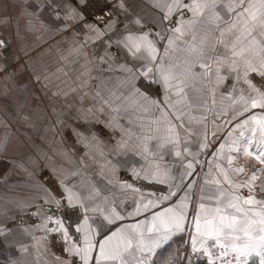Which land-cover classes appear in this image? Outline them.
Instances as JSON below:
<instances>
[{"label":"crops","instance_id":"crops-1","mask_svg":"<svg viewBox=\"0 0 264 264\" xmlns=\"http://www.w3.org/2000/svg\"><path fill=\"white\" fill-rule=\"evenodd\" d=\"M90 1L86 0V3H80L81 5H72L66 0H0V41L3 42L0 45V61L4 59L3 57H5L4 61L15 56L19 57L17 49L10 50L6 43H10L12 47L13 43L19 42L23 44L44 42V62L49 63L51 58L48 57V54L52 53L51 48L66 47L69 42L74 45V50L65 49L73 52L74 64L66 67L59 60L58 81L65 84V77L75 74L76 76L70 84L81 83V80H91L92 82L88 86L92 90L128 89L129 87L131 91H135L133 85L140 90L137 84L140 80L135 79L133 73L139 74L146 61L132 56L129 51L131 44L125 38L129 34L140 36L148 33V38L155 42L159 59L164 56L168 37L173 36L174 46L169 49L164 60L166 66L168 64L178 65L172 71L177 74L178 80L183 81V83L172 81L175 88L170 90V101L175 107L174 109L169 108L161 96L155 98L159 101V106L152 105L144 100L138 92H135V98H116L112 94L111 98L92 100L91 105L108 106L107 110L112 113L105 119L111 117L112 120L120 122L122 128L119 135L121 137L114 138L112 144L107 145L106 149L99 150L97 141H94L96 138L94 133H97L96 131L104 132L105 129L111 130L107 125L98 128L95 124L98 121H96L94 124L97 127L88 126L89 128L84 131L81 124L83 121L92 125V122L98 118L92 114L85 115L86 113L82 112L81 101L79 104L77 101L74 102L79 108L78 112L75 109L74 114H71V120L77 118L75 128L67 129L68 119L65 111L62 112L63 114L57 115L54 108L57 104H68V101H65L67 92L62 84L54 89V91H59L58 98L41 99L34 93L29 98L11 100V106L17 108H13L10 115H6L7 112H4L0 101V156L6 153L13 159V167H11L9 175L7 172L5 173L8 177L0 179V194L4 190L8 192V196L0 199V229L3 230V234H0V264H13V262L14 264H67L68 261H71L72 264H80L77 257L69 256L64 252L62 234L49 231L56 227L54 220L57 218L54 214L48 213L46 207L55 205L48 202L49 198L51 196L57 199V194H59L58 197L60 194L67 197L65 188L71 189L74 194L80 197L84 207L79 204L77 206L83 211L84 208L88 209L87 215L93 218L89 220V224L95 227L97 222L102 223L103 230L97 229V241H102L121 225L140 222H146L143 225L146 237L155 236V232L149 234L146 231L148 227L152 226V216L167 207H173L175 212L183 211L185 215L184 231L174 235L166 245L157 249L156 253L151 256L150 264H153L156 257H160L164 249L170 246L169 243L180 234L187 235V241L191 247V235L194 234L195 229L193 221L189 226V219H193L200 212L201 203L209 208L215 207V201L201 200L202 189L211 190L216 187L212 183L205 184L206 178L209 182L216 178L215 164L217 163L216 160L214 164H211V161L206 157L210 153H215L221 144H225L227 147L229 142L239 137L242 131H245L246 135L248 134L246 129L236 126L248 119L249 115L243 118L239 117V120L229 124L227 118L219 116V119L217 116L211 115L209 109L203 110L201 107L211 105L209 101H212V96L219 100V103L215 100L212 101L213 105L220 104L222 101L224 104V101H227L228 90L249 89L242 78L244 72L242 64L239 69L241 79L237 80L236 73H229L224 67L221 69V75L225 79L222 82H217L214 64L216 53L212 51V48L215 46L217 51H223L216 44L219 31H214L209 37L205 47L207 56L202 61L212 65L211 74L204 75L205 70L197 64L193 72L198 75L185 80L180 75L186 67L185 60L188 58L185 49L191 42L193 34L197 36L196 42L199 43L205 26L197 25L194 32L191 27L185 24L183 28L185 34L179 39L175 38L179 34L174 35L166 29L177 27L181 15L185 21L190 20L191 12H188L187 9L176 12L171 20H164L161 25L158 18H162L164 13L149 0H106L110 8H108L110 10L108 13L110 12L112 16L109 21L101 22L83 15L82 7ZM184 2L187 3L189 0H184ZM121 3L124 4V8L119 7ZM65 4L75 7L84 19L77 20L75 23L65 21L63 19L67 12ZM57 15H59V19ZM137 20L140 21L139 24L136 23ZM172 21L174 22L173 26ZM66 23L69 25L68 27H64ZM90 23L102 30L103 35L98 36L95 31L85 27ZM109 24L112 25L111 28H108ZM220 27H225L223 22ZM105 29L107 30L105 31ZM161 36L164 38L161 39ZM112 47L119 49V57L112 55ZM139 55L138 53L137 56ZM150 66L155 70V64ZM8 67L0 68V74L17 66ZM39 73L37 71L35 74ZM141 78L144 77L141 76ZM15 83L19 89L20 82L16 81ZM34 87L39 88L40 85L38 83L20 85V88L35 89ZM180 87L184 88V93H187L186 97L183 93L176 94ZM48 88L51 87L48 86ZM69 89H81V87L70 85ZM241 92L236 95V98H240ZM61 93L64 96L61 97ZM146 95L152 98L148 94ZM20 105L24 106L19 109ZM43 106L50 107L51 112L48 113L47 110L39 108ZM26 107L27 115L31 111L33 112L30 114V118L20 121V110L24 112ZM170 109L176 113H182L181 120H176L175 115L169 114ZM164 113L169 114L167 118L164 117ZM15 114L18 116L16 121L12 119ZM96 115L98 116V114ZM213 120L220 121V123L223 120L222 129L219 128L220 132L212 131L210 124ZM57 121L58 126L55 125ZM196 121H199L197 124H202L204 129L202 137L195 134ZM78 122H80L79 126ZM169 122L175 125L171 132H169ZM187 122L190 124H186ZM228 127L230 128L229 132H227ZM229 133L232 134L231 137H229ZM84 138L87 139L85 143ZM212 139L213 141L217 139L215 145H212ZM204 143H207V147L201 148L200 145ZM158 144H162L163 147H158ZM145 145L148 147L147 153L144 151ZM83 147L90 148L86 152L85 158L82 154ZM72 149H74L76 159L78 153V159L83 162V165L77 167L75 162V170L72 174L66 177L61 175V184L57 182L62 191L60 189L54 191L51 189L50 183L39 179L40 176L36 174V171L40 168L51 169L49 162L45 165L48 155L67 153ZM177 152L180 155H177ZM232 155H236V153H232ZM189 162L193 163L194 171L191 176H184V173L188 171L186 166ZM220 162L222 166H227L223 159ZM236 163L244 165L240 159ZM209 164L213 169L211 174H209ZM182 177L185 187L179 191L173 187V191H176L175 196L159 203L156 207L144 210V204L149 200L157 201L161 194L168 192L169 184L174 186ZM140 178L143 180L142 183L138 182ZM158 181H163V183ZM125 184L131 185V187H124ZM189 184L191 188L187 187ZM185 193L189 197L184 202L186 207L183 210L176 208L175 205L179 203V197L184 196ZM204 194L207 195L208 192ZM137 207L141 208L140 213L129 216L128 214L133 213ZM31 208L32 210H29ZM113 208L123 219L109 224L104 216L109 215ZM24 210L30 213H19ZM83 214L76 213L80 216L79 220L83 219ZM171 215L169 214L166 218L168 223H171ZM47 216H52L53 222H49L45 226L44 221ZM157 226H160L159 221H157ZM69 232L70 235L78 237V234H75V226L73 232ZM96 254L94 252L93 256L95 257ZM255 258L258 259V257ZM92 264H95L94 260Z\"/></svg>","mask_w":264,"mask_h":264},{"label":"snow or ice","instance_id":"snow-or-ice-1","mask_svg":"<svg viewBox=\"0 0 264 264\" xmlns=\"http://www.w3.org/2000/svg\"><path fill=\"white\" fill-rule=\"evenodd\" d=\"M149 2L155 4L164 13L162 18H158L161 25L164 20H171L176 12H182L184 9L191 12L190 20L185 21L181 15L177 27L166 29L174 35L179 34L175 37L176 39L184 36L185 24L191 27L194 32L197 25L205 26L199 43L196 42L197 36L193 34L191 42L185 49L188 58L185 60L186 67L180 74L185 80L198 75L193 72L197 64L205 70L204 75L211 74L212 65L202 61L207 56L205 47L209 37L214 31H219L216 44L223 51H217L215 46L212 48V51L216 53L214 64L217 82H222L225 79L221 75V69L224 67L229 73H236L237 80L241 79L239 69L242 64L244 66L242 78L250 89L248 97L243 94L240 96L244 105L243 111L248 112L256 108L264 110V91L257 88L249 79L250 73H255L264 80V0H189L187 3L184 0H149ZM80 3L85 4L86 0H80ZM64 7L67 9L63 17L65 21L75 23L77 20L84 19L83 15L71 4H65ZM119 7L124 8V4L121 3ZM57 18L59 19V15ZM96 20L103 22L104 17L97 16ZM221 22L225 27H220ZM136 23L139 24L140 21L137 20ZM68 26L67 23L64 25V27ZM111 26L109 24L108 28ZM85 27L95 31L98 36L103 35V31L98 29L95 24H86ZM163 38L161 36V39ZM125 39L131 44L129 51L132 56L146 61L139 74L133 73L134 78L138 80L143 76L150 83L161 85L164 90V103L169 108H174L175 106L170 101V90L175 88L172 81L176 80L177 83H183V81L178 80L177 74L172 71L178 65L168 64L166 66L164 60L169 49L174 46L173 36L168 37L164 56L159 59L155 42L148 38V33L140 36L129 34ZM2 43L0 41V45ZM138 53L139 56H137ZM207 58L212 59L211 57ZM152 64H155V70L150 66ZM133 88L144 100L159 106L158 100L149 98L135 85ZM181 93L185 97L187 96L183 87H180L176 92L177 95ZM167 115L164 113L165 118ZM173 115L176 120L182 118V113L174 112ZM169 125V132H171L175 125H172L171 122ZM236 127L245 128L248 134L246 135L245 131H242L240 136L232 139L227 147L225 144L220 145L214 154V159L217 160L215 164L216 178L210 182L207 178L205 179V184L212 183L216 187L211 190H201V200H213L215 207L209 208L201 203L200 212L193 218L195 232L191 235L192 251L198 252L202 249L208 257V264H217L218 261L219 264H248V259L253 255L258 257V264H264V176H262L264 174V111L251 115ZM231 135L229 133V137ZM158 147H163V145L158 144ZM200 147L206 148L207 143L201 144ZM144 151L148 152L147 145L144 146ZM232 153H236V155H232ZM177 155L180 153L177 152ZM241 156L253 157L261 167L254 171L246 170L242 165L236 163ZM221 159L226 162V167L222 166ZM186 167L188 171L184 173V176H191L194 171L193 163L189 162ZM212 171V165L209 164V174ZM258 180H262L260 185L256 183ZM158 182L163 183V181ZM123 186L131 187L128 184ZM173 187L177 191L185 187L183 177L174 186L169 184L168 192L161 194L157 201L149 200L144 204V210L156 207L159 203L175 196L176 191H173ZM187 187L191 188V185L189 184ZM257 188H259V198ZM241 189L247 190L246 196L242 194ZM65 192H67L66 199L69 209H74L77 204L84 207L80 197L74 194L71 189L65 188ZM205 192L208 194L205 195ZM188 199L189 197L185 193L184 196L179 197V203L175 207L183 210L186 207L184 202ZM48 202L54 203L58 210H62L61 202L55 197L50 196ZM140 211L141 208L137 207L133 213L128 215H137ZM87 212L88 209L84 208L83 219L75 222L71 219L65 221L57 217L54 220L56 227L49 229L50 232L62 234L64 252L69 256L77 257L80 264H92L93 260L95 264H150L151 256L156 253V250L166 245L174 235L183 232L185 227L183 211L177 213L173 207H167L152 216V226L146 230L149 234L155 232V236L146 237L143 228L146 222H140L121 225L111 235L106 236L102 241H97V229L102 231L103 225L99 222L95 227L89 224V220L93 218L89 217ZM169 214H172L171 223H168L166 219ZM104 219L109 224H113L123 217L113 208L109 215L104 216ZM157 221H159V227ZM49 222H53L52 216L46 217L45 226ZM73 223H75V234H78V237L70 235L69 229ZM0 234H3L2 229H0ZM217 248L219 251L214 252ZM94 252L97 253L95 257L93 256ZM67 264H72V262L68 261ZM168 264H171V261Z\"/></svg>","mask_w":264,"mask_h":264},{"label":"rangeland","instance_id":"rangeland-1","mask_svg":"<svg viewBox=\"0 0 264 264\" xmlns=\"http://www.w3.org/2000/svg\"><path fill=\"white\" fill-rule=\"evenodd\" d=\"M67 2L71 3L72 5H77V3H73L70 0H66ZM80 4V2L78 3ZM107 1L106 0H91L90 2H88L85 6L82 7V13L86 18H95L96 16H103L104 20L103 22H107L109 21V19L111 18L112 14L108 11H110L108 5H107ZM81 5V4H80ZM109 8V9H108ZM173 22V21H172ZM174 25V22L172 24V26ZM8 48L10 47V50L12 48H16L18 53H19V57L15 56L12 57L10 59H8V61H4L5 57H3L4 59H1L0 61V68H6L7 66H9L8 68H11L12 66H17L14 68L9 69L8 72L4 73V74H0V101L2 102V106L4 112H7L6 115H10V112L13 108H17V107H12L11 106V100L14 99H23V98H29V96L33 95L35 93L36 96H39L41 99L42 98H51L53 99L54 97L58 98L59 95V91H54L55 88H58V86L60 84H62L64 86V88L66 89L65 91L66 93V99L65 101H68L67 105H62V104H57L54 108L56 110V114L59 115L60 113L63 114L62 112L65 111V114L67 116L68 122H67V129H74L75 128V124H76V120H71L72 116L71 114H74V110L76 109L78 112V108L79 106L76 105V103H74L75 101L78 102V104L80 103V101L83 104V111L84 113H86L85 115H89L92 114L93 116H95L96 118H98L97 120L91 123L87 124L85 121H83L81 124L83 126V130L85 131L87 128H89L88 126H95L98 128L103 126H108L109 130H106L104 132H100V131H96L97 133H94V136L96 138H94V141H97L99 150L101 149H106L108 146L112 144V141L114 140V138L116 137H121L120 135V130H122L121 123L118 121H114L112 120L111 117L106 118L105 117L109 114H111L112 112L110 110H107L106 105H102V104H97V105H91L92 100H98V99H106V98H111V95L114 94L117 97H123V98H135V91H131L128 87V89H97V90H92L89 88L88 85H90V82H92L91 80H81V83H72L70 84L71 81L74 80L75 78V74H72L70 77H65V81L66 83L63 84L62 82L58 81L59 78V67H58V63L59 60L61 61L62 65L66 66V67H70L74 64V60L72 58L73 52H69L67 49H72L74 50V45L73 44H69V42H67L66 47H59L56 46L55 48H51L52 53L48 54V57L51 58L50 62L45 63L44 62V57H43V47L44 46V42H31V43H13L12 47L10 43H6ZM47 46V45H46ZM81 48V47H78ZM35 49H38L37 51H34ZM10 50L8 51V53L10 52ZM112 55L119 57L120 56V51L117 47H112ZM37 71H39V74H35ZM82 75V74H79ZM12 78H14L16 81L20 82V85H25V84H31V83H35V84H39L40 87H34L35 89H28V88H20L19 85V89H17L16 86V81L13 80ZM249 79L252 81V83L259 88L261 91H264V80H262L257 74L255 73H251L249 75ZM103 81V79H101ZM140 81L137 83L138 87L140 88V91L143 93L148 94L149 96H151L152 98H159L160 96L163 97L164 96V90L162 88L161 85L159 84H153L150 83L148 80H146L145 78H141L139 79ZM2 84V85H1ZM71 86H77V87H81V89H69V87ZM47 86V88H45ZM48 86H50L51 88H48ZM53 88V89H52ZM54 91V94H53ZM242 91V92H241ZM241 92V95L243 94L245 97H248L250 89H232V90H228L227 91V101H223L220 102V104L217 105H213L212 101H216L219 103V100H216L213 98L212 96V101H209V103H211V105L209 106H201L202 109H209L211 115H215L217 116L219 119L220 117L223 118H227L226 120L227 123H234L237 120H239V117H245L247 115L251 116L253 114H257V113H261L264 110H261L259 108L256 109H251L248 112H244L243 111V102L240 100V98H236V95L238 93ZM163 95V96H162ZM254 95V94H253ZM64 96L63 93H61V97ZM64 102V101H63ZM42 103V102H41ZM50 103V102H48ZM240 103H242V105H240ZM24 105H20L19 109H21ZM34 108V107H33ZM40 109H45L47 110L46 112H51L50 111V107L48 106H43V107H39ZM30 109H32V106H30ZM174 109V108H173ZM61 111V112H60ZM33 111H31L29 113V115H27L28 110L26 107V111H21L20 110V121H25L27 118H30V114ZM174 111H172V109H170L169 114H173ZM242 113V114H241ZM98 114V116L96 115ZM168 114V115H169ZM5 115V117H6ZM202 115V114H200ZM220 116V117H219ZM228 116V117H227ZM197 117V116H196ZM235 117V118H233ZM12 119H14V121H16L18 119V116L15 114ZM58 120V119H57ZM231 120V121H230ZM98 121V122H96ZM94 122H96L95 125ZM199 123V121H196V125H195V134L196 135H200L202 137V135L204 134L203 132V127L202 124H197ZM223 120L220 123V121H212V123L210 124V126H212V131L214 133H217L219 131V128L222 129V124H223ZM42 124V123H41ZM186 124H190V122H187ZM43 125V124H42ZM56 126H58V121L55 124ZM78 126L80 125V122H78L77 124ZM95 129V128H94ZM245 129V128H244ZM230 128L228 127L227 132H229ZM220 132V131H219ZM217 140V139H216ZM216 140L213 141L212 139V145L216 144ZM85 141H87V139L84 138V143ZM226 143V141H225ZM231 143V141L229 142ZM90 148H84L83 147V157L85 158L86 156V152L89 151ZM214 154H209L208 157H206V159H209V161H211V164H214L216 159H214ZM12 156L8 155L6 153L2 154V156H0V179L1 178H5L8 177L7 174L9 175L10 169L11 167H13L12 164ZM240 161L243 162V166L246 170H256L258 168L261 167V165L253 158V157H242L240 158ZM49 162V165L51 167V169L48 168H40L36 171V174L38 176H40L39 179L47 181V183H50V187L51 189L57 190L60 189L62 191V189L60 188V181L61 179V175L63 176H69L72 174V172L75 170V162L77 163V167L82 166L83 162L78 159V153H77V159H76V155L74 153V149H72L71 152L67 151V153H61V154H55V155H48V161L46 162L45 165H47V163ZM44 165V166H45ZM60 168V169H58ZM17 172H19L18 170H15ZM7 172V174H5ZM58 175H60V177H58ZM262 176H264V174H262ZM142 179L140 178V181H138L139 183H142ZM59 184H58V183ZM257 185H260L262 183V180H258ZM140 185V184H139ZM7 189V188H6ZM9 191V190H8ZM7 191L4 190L1 194H0V199L2 200V198H4L7 195ZM257 193H258V198L260 196L259 194V188H257ZM242 194H244L246 196L247 194V190L244 189L242 191ZM8 196V195H7ZM59 194H57V200H59L61 202L62 205V210H58L56 205H52L51 207H46L48 209V213H71L68 217L69 220L71 219L72 221L75 222V217H74V213H84L83 209H81L79 206H76L74 209H69L68 208V201L65 197L64 194H60V197H58ZM63 205L65 206V208L63 207ZM40 207H42L41 205H39ZM38 206V207H39ZM38 207H35L36 209ZM29 210H32L29 209ZM19 213H30L29 211H19ZM27 220V219H26ZM192 221L193 219L190 218L189 219V226L192 225ZM75 223H73L74 225ZM72 225V227H73ZM72 227L69 229V231H72ZM175 240V241H174ZM172 242H170V246L168 248H165L164 251L162 252L160 257H156V259L154 260L153 264H168L169 261H171V264H198V262L200 261H205L206 263H208V257L207 255H205L203 253V250H200L198 252H193L192 248L190 247L189 242L187 241V235H182L180 234V236H177ZM211 243V242H210ZM219 249H215L214 252H218ZM254 256V255H253ZM250 257L248 259V264L251 263L252 261L256 262L258 264V259L255 257ZM227 259V258H226ZM243 259V258H242ZM217 264H219V261L217 262Z\"/></svg>","mask_w":264,"mask_h":264},{"label":"built area","instance_id":"built-area-1","mask_svg":"<svg viewBox=\"0 0 264 264\" xmlns=\"http://www.w3.org/2000/svg\"><path fill=\"white\" fill-rule=\"evenodd\" d=\"M70 1H72L73 3H77V4L80 2V0H70ZM63 207L65 208L64 205H63ZM52 214H54L55 217H60V218H62L63 220L68 221V220H69V217H68V216H69L71 213H52ZM74 217H75V221H78L79 218H80V216L76 215V213H74ZM74 226H75V224L73 225V227H72L71 230L74 229Z\"/></svg>","mask_w":264,"mask_h":264},{"label":"trees","instance_id":"trees-1","mask_svg":"<svg viewBox=\"0 0 264 264\" xmlns=\"http://www.w3.org/2000/svg\"><path fill=\"white\" fill-rule=\"evenodd\" d=\"M198 264H208V263H206L205 261H200V262H198ZM249 264H257L256 262H254V261H252L251 263H249Z\"/></svg>","mask_w":264,"mask_h":264}]
</instances>
